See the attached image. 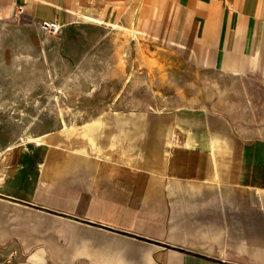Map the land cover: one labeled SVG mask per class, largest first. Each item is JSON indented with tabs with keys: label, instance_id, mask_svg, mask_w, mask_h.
<instances>
[{
	"label": "crops",
	"instance_id": "obj_1",
	"mask_svg": "<svg viewBox=\"0 0 264 264\" xmlns=\"http://www.w3.org/2000/svg\"><path fill=\"white\" fill-rule=\"evenodd\" d=\"M53 20L59 34L40 28ZM0 21L49 36L135 25L183 63L264 83V0H0ZM108 115L12 156L0 260L264 264L263 137L208 105Z\"/></svg>",
	"mask_w": 264,
	"mask_h": 264
},
{
	"label": "rangeland",
	"instance_id": "obj_2",
	"mask_svg": "<svg viewBox=\"0 0 264 264\" xmlns=\"http://www.w3.org/2000/svg\"><path fill=\"white\" fill-rule=\"evenodd\" d=\"M126 25L49 36L0 21V173L31 140L48 132L85 134L111 111L208 105L228 114L245 136L264 138L263 82L199 70Z\"/></svg>",
	"mask_w": 264,
	"mask_h": 264
},
{
	"label": "built area",
	"instance_id": "obj_3",
	"mask_svg": "<svg viewBox=\"0 0 264 264\" xmlns=\"http://www.w3.org/2000/svg\"><path fill=\"white\" fill-rule=\"evenodd\" d=\"M40 28L48 33L51 34H59L61 32L62 26L61 24L56 21H43L40 23Z\"/></svg>",
	"mask_w": 264,
	"mask_h": 264
}]
</instances>
